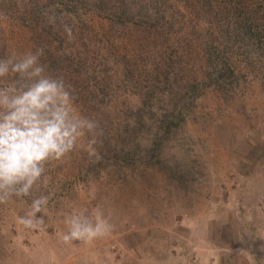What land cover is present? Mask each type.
I'll use <instances>...</instances> for the list:
<instances>
[{
    "label": "rangeland",
    "instance_id": "obj_1",
    "mask_svg": "<svg viewBox=\"0 0 264 264\" xmlns=\"http://www.w3.org/2000/svg\"><path fill=\"white\" fill-rule=\"evenodd\" d=\"M39 48L97 128L0 204V264H264V0H0V60Z\"/></svg>",
    "mask_w": 264,
    "mask_h": 264
},
{
    "label": "clouds",
    "instance_id": "obj_2",
    "mask_svg": "<svg viewBox=\"0 0 264 264\" xmlns=\"http://www.w3.org/2000/svg\"><path fill=\"white\" fill-rule=\"evenodd\" d=\"M44 49L25 54L18 62L0 60V204L12 196H28L41 180L45 165L62 161L78 145L85 130L91 133L97 124L76 114L74 97L65 87L63 79L44 76L39 59ZM18 74V75H16ZM13 82L7 83L6 78ZM34 82L21 85L20 79ZM88 143L90 156L96 152ZM47 196L33 200L32 211L18 218L25 228L44 224L37 213L47 205ZM70 232L64 241L87 240L106 235L111 226L97 213L95 225L85 217L73 216L69 221Z\"/></svg>",
    "mask_w": 264,
    "mask_h": 264
},
{
    "label": "trees",
    "instance_id": "obj_3",
    "mask_svg": "<svg viewBox=\"0 0 264 264\" xmlns=\"http://www.w3.org/2000/svg\"><path fill=\"white\" fill-rule=\"evenodd\" d=\"M143 96H144V95H141V96L138 97V99L136 100V103H137V104L142 105V104L145 103V102H144V98H143ZM170 118L173 119L174 117H170Z\"/></svg>",
    "mask_w": 264,
    "mask_h": 264
}]
</instances>
